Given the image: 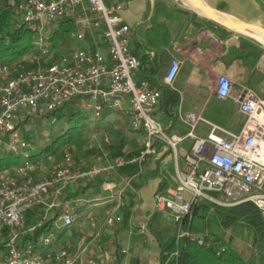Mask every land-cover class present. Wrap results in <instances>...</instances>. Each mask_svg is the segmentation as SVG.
I'll return each mask as SVG.
<instances>
[{
  "label": "built area",
  "instance_id": "2783aa9c",
  "mask_svg": "<svg viewBox=\"0 0 264 264\" xmlns=\"http://www.w3.org/2000/svg\"><path fill=\"white\" fill-rule=\"evenodd\" d=\"M3 1L11 9L16 27H30L35 48L0 64V158L4 154L23 158L20 165L0 172V264H100V257L91 256L88 246L73 252L60 243L59 230L72 226L77 218L72 211H62L63 195L81 181L158 155L157 144L172 151L177 178L175 188L156 194V208L171 212L177 224L174 246L164 252L160 264H180L187 239L214 249L218 255L228 249L223 239L192 230L194 210L204 201L222 207L253 202L264 215V163L259 158L263 144L259 134H264V127L255 125L252 131L228 133L230 138L216 136L214 128L203 138L196 128L204 118L185 112L180 118L189 131L185 135L169 132L155 115L162 89L138 79L143 63L132 52V32L121 15V3ZM68 24L74 26L70 34L62 32ZM59 33L62 38L56 42ZM91 36L101 38L105 51L80 46ZM181 68L182 62L172 58L165 86H174ZM216 92L221 99H232L248 121L259 110L264 113V101L251 90L235 91L226 75L218 77ZM124 102L132 128L143 133L144 149L136 157L76 169L67 143L60 161L54 159L55 154L31 159L39 153L33 154L34 146L26 138L27 126L37 120L53 125L54 112L68 108L92 111L99 117L104 109H122ZM186 140L192 147L179 165L178 153ZM46 162L53 165L48 173H42ZM123 193L120 190L117 195L119 208ZM115 220L110 217L107 221L113 225Z\"/></svg>",
  "mask_w": 264,
  "mask_h": 264
},
{
  "label": "crops",
  "instance_id": "0c3cea01",
  "mask_svg": "<svg viewBox=\"0 0 264 264\" xmlns=\"http://www.w3.org/2000/svg\"><path fill=\"white\" fill-rule=\"evenodd\" d=\"M109 1L124 7L121 15L131 28L132 52L143 63L138 79L162 89L155 115L169 132L185 135L189 131L180 118V113L185 112L204 118L196 128L203 138L214 128V134L224 138H230L228 133L253 130V119L248 121L232 99L219 98L216 88L218 77L226 75L233 81L235 91L251 90L264 101V0H201L205 6L255 32L219 24L211 19L212 15L194 10L190 0ZM80 46L105 51L99 36L88 37ZM172 58H178L182 68L174 86L167 87L164 78ZM126 107L124 102L122 109H104L99 117L92 111L83 112L87 117L89 152L82 156L70 146L74 168L107 165L119 157L140 154L144 149L143 133L132 128ZM191 147L190 140L181 145L179 165ZM157 150L158 155H149L141 164L128 163L67 190L62 211H72L77 218L72 226L59 230L60 243L73 252L88 246L91 256L100 257V264H160L169 242L176 237L177 224L171 212L156 208V194L175 188L177 178L172 151L163 144H157ZM62 158L61 149L54 159ZM52 165L46 162L42 173H48ZM120 190L124 193L119 208ZM110 217L116 219L113 225L108 224ZM196 217L204 225L200 224L196 231L192 223L194 232H209L239 251L244 247L242 231L235 236L236 227L225 228L217 220L200 216H194L193 222Z\"/></svg>",
  "mask_w": 264,
  "mask_h": 264
},
{
  "label": "trees",
  "instance_id": "16d2710c",
  "mask_svg": "<svg viewBox=\"0 0 264 264\" xmlns=\"http://www.w3.org/2000/svg\"><path fill=\"white\" fill-rule=\"evenodd\" d=\"M74 29L72 24L64 25L62 32L70 34ZM62 38L59 33L56 42ZM33 32L29 26L16 27L12 22L11 9L7 3L0 0V64L14 60L34 51ZM73 112L61 109L54 112L56 122L52 131L38 155L32 156L37 160L42 155L58 153L64 145L76 136H81L87 130V117L82 111ZM23 162L22 156L4 154L0 158V172ZM212 212L213 214H210ZM194 216L217 220L225 228L243 227L252 234V244L248 256L242 255L235 248L229 247L218 255L212 248H206L197 241L187 239L182 249L180 264H264V215L253 202H244L234 207H222L209 201H204L194 210ZM175 239L169 242L167 250L174 246Z\"/></svg>",
  "mask_w": 264,
  "mask_h": 264
},
{
  "label": "rangeland",
  "instance_id": "374dc122",
  "mask_svg": "<svg viewBox=\"0 0 264 264\" xmlns=\"http://www.w3.org/2000/svg\"><path fill=\"white\" fill-rule=\"evenodd\" d=\"M69 112H73L74 110L71 108L67 109ZM258 113H261V111H259ZM52 131V124H49L48 121H41V120H37L32 126H27L26 128V138L30 141V143L34 146V151L33 154L35 155L36 153H40L41 152V148L42 146H44L46 140H47V136L50 135ZM87 130L81 135V136H76L75 139H73L72 141H70L68 144L71 147L73 151L75 152H80L82 154V156L86 155L88 151V147H89V138L87 137ZM104 137L101 138V140ZM104 140V139H103ZM259 140L263 141V146H264V134H259ZM103 142V141H102ZM264 153V147L263 149H261V154ZM43 159H47V155L44 154L41 156ZM264 157V156H263ZM211 214H213L212 212H210ZM193 228L196 231H199V225L203 224L204 222L201 218L196 217L194 222H193ZM239 231V232H238ZM240 231H242L240 233ZM235 236L239 235L240 233V238L245 242L244 243V247L240 248V252L242 255L248 256V250L250 248L249 245L252 244V234L251 232L247 231V229L243 228V227H236L235 230ZM229 247L233 248L232 244H229L228 241L226 242ZM235 248V247H234ZM250 255V254H249Z\"/></svg>",
  "mask_w": 264,
  "mask_h": 264
},
{
  "label": "water",
  "instance_id": "95a60500",
  "mask_svg": "<svg viewBox=\"0 0 264 264\" xmlns=\"http://www.w3.org/2000/svg\"><path fill=\"white\" fill-rule=\"evenodd\" d=\"M195 3L200 4L203 6V8L207 9L209 12L213 13L215 17L211 18L214 21L218 22L219 24H222L224 26H227L229 28L235 29V30H241V31H245V32H255L250 26L245 25V24H240V23H228L226 21V16L222 15L221 13H219L218 11L205 6L201 0H193ZM264 34V33H263ZM264 40V39H263Z\"/></svg>",
  "mask_w": 264,
  "mask_h": 264
},
{
  "label": "bare ground",
  "instance_id": "6f19581e",
  "mask_svg": "<svg viewBox=\"0 0 264 264\" xmlns=\"http://www.w3.org/2000/svg\"><path fill=\"white\" fill-rule=\"evenodd\" d=\"M190 3H191V6L193 7L194 10H196V11H198V12L204 14V15H210V16L212 15L213 17H215L213 13H211V12H209L207 9L203 8L202 5L195 3L193 0H190ZM226 21H227L228 23H231V22H232V23H235V22H236V21L231 20L230 18H227V17H226ZM236 23H238V22H236ZM259 111H260V110H259ZM259 111H258V112H259ZM258 112H257L256 115L254 116L252 122H253L255 125H262V126L264 127V113L262 112V110H261V113H258ZM251 124H252V123H251ZM259 158H260V160L264 163V157L260 155Z\"/></svg>",
  "mask_w": 264,
  "mask_h": 264
}]
</instances>
